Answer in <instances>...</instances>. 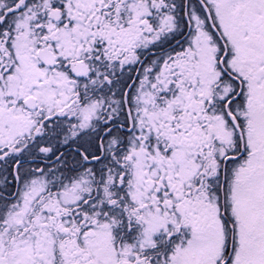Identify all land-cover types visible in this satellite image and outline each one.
Returning a JSON list of instances; mask_svg holds the SVG:
<instances>
[{"label": "snow or ice", "instance_id": "obj_1", "mask_svg": "<svg viewBox=\"0 0 264 264\" xmlns=\"http://www.w3.org/2000/svg\"><path fill=\"white\" fill-rule=\"evenodd\" d=\"M0 264H264V0H0Z\"/></svg>", "mask_w": 264, "mask_h": 264}]
</instances>
